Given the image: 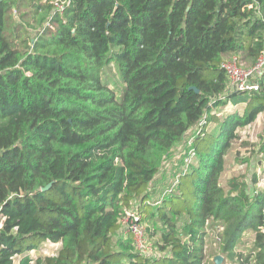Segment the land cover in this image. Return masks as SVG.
Returning <instances> with one entry per match:
<instances>
[{
    "label": "trees",
    "instance_id": "trees-1",
    "mask_svg": "<svg viewBox=\"0 0 264 264\" xmlns=\"http://www.w3.org/2000/svg\"><path fill=\"white\" fill-rule=\"evenodd\" d=\"M263 53L264 0H0V264H205L212 219L230 261L264 264V187L220 184L236 130L264 113V73L227 93L222 65ZM189 142L186 170L154 187ZM152 205L188 213V244L170 229L137 250L123 221Z\"/></svg>",
    "mask_w": 264,
    "mask_h": 264
},
{
    "label": "rangeland",
    "instance_id": "rangeland-1",
    "mask_svg": "<svg viewBox=\"0 0 264 264\" xmlns=\"http://www.w3.org/2000/svg\"><path fill=\"white\" fill-rule=\"evenodd\" d=\"M107 81L113 89L120 91L121 87L119 86V78L116 74L115 69H111L106 74ZM249 95L235 97L233 102L227 103V105L222 106L218 111L219 119L226 118L229 114H233L238 110V112L243 113L246 105H236L241 104L240 102L248 99ZM216 124L213 122L210 124L209 133L216 135ZM236 133L239 135V139L232 143L231 148L229 149L227 155L225 156V172L221 178V186L227 192L231 189L230 184L233 179L240 180L244 182L248 190L252 192L253 190H258L264 187V154L260 152V146L264 141V113L260 114L257 120L246 127L238 128ZM211 138H215L212 136ZM188 140V139H187ZM189 142L187 145L181 143L178 145L177 150L175 151V158L161 171L159 178L156 179L154 187H159L163 180H171L172 174H177L184 167L186 170V164L182 161L186 160L189 162L192 156L188 158L185 155L186 149L192 147ZM191 151V150H190ZM185 165V166H184ZM178 177L174 176L173 180ZM172 180V181H173ZM169 181V182H172ZM175 184V182H174ZM153 192H157L153 188ZM162 190V189H161ZM160 190V191H161ZM173 194L179 195L180 190L174 186ZM152 202V200H151ZM153 204V203H152ZM158 206L152 205L151 209H148L147 215L143 217L142 224L146 228V233L150 239H147L146 244L150 247V252H153L152 248L154 244L160 243L168 234L170 229H174L180 238L183 239L184 244L189 243V238H184L183 232L185 227L189 222V215L187 212H181L178 214L167 213L166 216L160 217L157 208ZM224 232L225 227H223L220 221L215 219L209 220L205 225L204 229V255L206 257L205 264H216L215 258L220 257L222 259L220 264H236L228 259V257L221 252V248L224 242ZM243 240L244 243L240 246V250L249 248L253 242L252 233L248 232ZM150 234H153L152 237ZM142 241V240H141ZM142 247L144 242L139 243ZM45 253L54 254L57 246H51L46 244ZM159 247V246H158ZM156 251V248L153 247Z\"/></svg>",
    "mask_w": 264,
    "mask_h": 264
},
{
    "label": "built area",
    "instance_id": "built-area-1",
    "mask_svg": "<svg viewBox=\"0 0 264 264\" xmlns=\"http://www.w3.org/2000/svg\"><path fill=\"white\" fill-rule=\"evenodd\" d=\"M47 26L50 27L49 24ZM222 68L229 79L227 93L258 92L259 80L264 73V53L251 68L245 67L243 63L239 64L236 58L225 62ZM204 124L205 122L202 121L200 126ZM142 220V216L138 214V211H130L127 212L123 224L133 234L137 250L144 254H150V247L146 244V228L142 224ZM142 242H144V246L141 247L139 243Z\"/></svg>",
    "mask_w": 264,
    "mask_h": 264
},
{
    "label": "water",
    "instance_id": "water-1",
    "mask_svg": "<svg viewBox=\"0 0 264 264\" xmlns=\"http://www.w3.org/2000/svg\"><path fill=\"white\" fill-rule=\"evenodd\" d=\"M193 90H194L196 93H199V90H198V89L194 88ZM50 187H51V184H49L47 187L43 188V191H47ZM221 261H222V259H221L220 257H216V258H215V263H216V264H220Z\"/></svg>",
    "mask_w": 264,
    "mask_h": 264
}]
</instances>
